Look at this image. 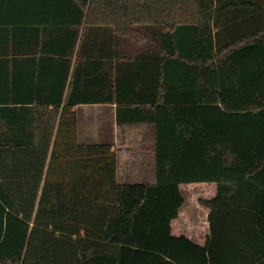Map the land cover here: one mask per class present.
<instances>
[{
  "label": "trees",
  "instance_id": "obj_1",
  "mask_svg": "<svg viewBox=\"0 0 264 264\" xmlns=\"http://www.w3.org/2000/svg\"><path fill=\"white\" fill-rule=\"evenodd\" d=\"M66 1L88 56L101 32L153 90L117 123L156 126L157 183L119 184L116 149L78 143L77 105L107 98H38L0 134V264H264V0ZM182 186L207 222H180Z\"/></svg>",
  "mask_w": 264,
  "mask_h": 264
},
{
  "label": "crops",
  "instance_id": "obj_2",
  "mask_svg": "<svg viewBox=\"0 0 264 264\" xmlns=\"http://www.w3.org/2000/svg\"><path fill=\"white\" fill-rule=\"evenodd\" d=\"M78 12L66 0H0V134L7 138L25 135L22 125L28 124L23 117L27 109L34 107L38 98L56 100L62 92L66 97L74 80L78 95L107 98V102L77 105L78 143L113 146L119 184L154 185L156 126L117 123L119 99L143 105L140 99H151L154 92L133 82L136 69L131 62L135 56H126L118 42L105 39L101 32L90 39L95 48L88 56L81 46L87 26ZM74 29H79L78 35ZM181 191L185 218L180 222L192 226L207 222L200 204L201 198H207L203 189L182 186ZM194 205L199 206L197 217L193 216Z\"/></svg>",
  "mask_w": 264,
  "mask_h": 264
},
{
  "label": "rangeland",
  "instance_id": "obj_3",
  "mask_svg": "<svg viewBox=\"0 0 264 264\" xmlns=\"http://www.w3.org/2000/svg\"><path fill=\"white\" fill-rule=\"evenodd\" d=\"M192 210H194V212H195V214L193 216L197 217L200 214L198 205H194V208Z\"/></svg>",
  "mask_w": 264,
  "mask_h": 264
}]
</instances>
